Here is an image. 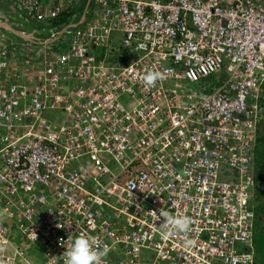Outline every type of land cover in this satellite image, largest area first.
<instances>
[{
	"label": "built area",
	"instance_id": "obj_1",
	"mask_svg": "<svg viewBox=\"0 0 264 264\" xmlns=\"http://www.w3.org/2000/svg\"><path fill=\"white\" fill-rule=\"evenodd\" d=\"M0 5V264H255L264 0Z\"/></svg>",
	"mask_w": 264,
	"mask_h": 264
},
{
	"label": "clouds",
	"instance_id": "obj_2",
	"mask_svg": "<svg viewBox=\"0 0 264 264\" xmlns=\"http://www.w3.org/2000/svg\"><path fill=\"white\" fill-rule=\"evenodd\" d=\"M160 78L158 72H149L144 77V83L153 86ZM165 228L172 226L175 232H186L192 223L186 216L170 217L167 213L161 214ZM70 246L64 252L65 264H104L105 251L101 250L97 239L90 234L80 233L69 241Z\"/></svg>",
	"mask_w": 264,
	"mask_h": 264
},
{
	"label": "trees",
	"instance_id": "obj_3",
	"mask_svg": "<svg viewBox=\"0 0 264 264\" xmlns=\"http://www.w3.org/2000/svg\"><path fill=\"white\" fill-rule=\"evenodd\" d=\"M86 4V2H85ZM84 4V5H85ZM69 14H64L56 20L58 25H66L70 22ZM264 92V86H263ZM261 104L264 106L263 99ZM264 122V116L263 121ZM255 193H256V224L254 233V245L256 250L255 264H264V134L260 132L256 148L255 164Z\"/></svg>",
	"mask_w": 264,
	"mask_h": 264
},
{
	"label": "crops",
	"instance_id": "obj_4",
	"mask_svg": "<svg viewBox=\"0 0 264 264\" xmlns=\"http://www.w3.org/2000/svg\"><path fill=\"white\" fill-rule=\"evenodd\" d=\"M0 21L1 22H7L11 26H13L14 28H16L17 30H20L18 14L16 13V11H14L9 6L0 5ZM0 29H4V28H0ZM5 30H7V29H5ZM11 33H13V32H11Z\"/></svg>",
	"mask_w": 264,
	"mask_h": 264
},
{
	"label": "water",
	"instance_id": "obj_5",
	"mask_svg": "<svg viewBox=\"0 0 264 264\" xmlns=\"http://www.w3.org/2000/svg\"><path fill=\"white\" fill-rule=\"evenodd\" d=\"M0 28H4V29H7L13 33H15L16 35L18 36H21L23 37V35L21 34V32L19 30H17L16 28H14L13 26H11L9 23L7 22H1L0 21Z\"/></svg>",
	"mask_w": 264,
	"mask_h": 264
},
{
	"label": "rangeland",
	"instance_id": "obj_6",
	"mask_svg": "<svg viewBox=\"0 0 264 264\" xmlns=\"http://www.w3.org/2000/svg\"><path fill=\"white\" fill-rule=\"evenodd\" d=\"M34 26V25H33ZM216 77H213L211 80H215ZM263 103H264V92H263ZM264 115V114H263ZM261 133L264 134V122H262V127H261ZM42 261V253L40 252L37 255V262H41Z\"/></svg>",
	"mask_w": 264,
	"mask_h": 264
},
{
	"label": "flooded vegetation",
	"instance_id": "obj_7",
	"mask_svg": "<svg viewBox=\"0 0 264 264\" xmlns=\"http://www.w3.org/2000/svg\"><path fill=\"white\" fill-rule=\"evenodd\" d=\"M255 205H256V200H255Z\"/></svg>",
	"mask_w": 264,
	"mask_h": 264
}]
</instances>
